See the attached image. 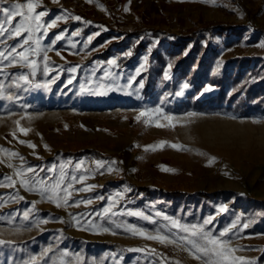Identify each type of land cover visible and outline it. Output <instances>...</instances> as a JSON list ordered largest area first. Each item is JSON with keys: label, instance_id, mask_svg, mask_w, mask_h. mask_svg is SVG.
<instances>
[{"label": "rangeland", "instance_id": "obj_1", "mask_svg": "<svg viewBox=\"0 0 264 264\" xmlns=\"http://www.w3.org/2000/svg\"><path fill=\"white\" fill-rule=\"evenodd\" d=\"M166 5L162 14L148 19L147 26L156 23L164 31L179 34L227 21L240 25L243 33L202 34L196 51L194 43L176 47L169 38L147 45L140 85L147 103L129 111L130 101H120V112L115 115L66 113L59 117L58 127L50 112L39 123H30L29 131L20 126L10 80L26 71L21 65L32 59L33 50L23 58L22 39L10 40L0 32V264H34L33 251L39 249L59 252L57 264H65L62 252L71 242L65 235L70 227L58 217L51 222L45 217L39 225L32 218L19 222L16 205L22 203L23 188L33 192L40 177L50 179L52 169L63 166L62 153L91 154L96 143L118 147L120 152L114 155L118 161L133 157L120 168L132 187L126 201L136 200L139 209L150 200L199 202L208 215L202 217L201 231L223 242V246L218 244L222 264H264V109L240 111L226 102L196 107L197 102L220 92L211 85L212 76H222L226 69L238 73L237 65H230L234 59L252 57L242 68L245 75L240 85L264 79V0H186ZM50 51L44 45L41 54ZM191 54L195 61L178 70L180 59ZM23 90L26 94L30 89ZM233 90L230 79L225 83L227 97ZM24 109L23 116L31 117L32 110ZM87 160L101 171L96 178L84 164L94 180L101 179L97 163L91 157ZM138 188L150 192L138 194ZM140 211L136 222L153 226ZM44 222L57 223V229L43 226Z\"/></svg>", "mask_w": 264, "mask_h": 264}, {"label": "crops", "instance_id": "obj_2", "mask_svg": "<svg viewBox=\"0 0 264 264\" xmlns=\"http://www.w3.org/2000/svg\"><path fill=\"white\" fill-rule=\"evenodd\" d=\"M169 1L186 0H4L0 8L8 7L16 14L6 18L0 12V32L10 40L22 39L23 58L33 50L32 59L22 62L26 71L10 80L14 84L10 97L15 99L14 112L20 116V126L29 131L30 123H39L48 112L58 127L59 117L66 113L85 117L115 115L120 112V101H130L129 111L147 103L140 87L145 73L143 54L148 52L147 45L160 40H150L128 65L121 67L122 58L130 59L131 48L115 45L124 36L116 30L110 13L129 27L142 25L164 31L156 23L147 26V21L162 14V7L166 8ZM106 21L113 28L100 24ZM44 45L51 47L48 55L41 54ZM110 47L112 54L104 57ZM22 76L27 79H21ZM25 87L30 89L26 94ZM26 106L32 110L31 117L23 116ZM119 150L96 143L91 154L62 153L64 164L52 169L50 179L40 177L33 192L25 188L20 191L22 203L16 205L17 220L25 222L32 218L39 225L45 217L49 222L58 217L70 227L65 235L71 237V242L62 252L65 264H222L218 259L222 250L218 244L210 243L217 236L201 231L202 217L206 219L208 215L202 212L199 202L150 200L139 209L136 200L126 201L132 187L123 179L120 168L131 163L133 157L127 155L118 161L114 155ZM90 157L103 172L99 180H94L84 165ZM138 191L145 196L150 192L148 188ZM140 210L153 226L136 222ZM42 225L50 229L58 226L47 222ZM158 236L165 240L149 238ZM109 243L121 247L110 248ZM175 246L187 250L186 259L168 256L166 248ZM58 253L35 250L33 263L57 264Z\"/></svg>", "mask_w": 264, "mask_h": 264}, {"label": "trees", "instance_id": "obj_3", "mask_svg": "<svg viewBox=\"0 0 264 264\" xmlns=\"http://www.w3.org/2000/svg\"><path fill=\"white\" fill-rule=\"evenodd\" d=\"M110 18L115 22L116 30L124 37L120 43L115 44L118 47H130L131 54L130 59L122 58L120 60V66L125 67L133 60L141 51L145 49L146 43L152 39H159L165 41L167 38L174 41L176 47H186L188 44H196L194 51L199 48L200 35H223L231 32L236 35L243 33L242 27L237 23L218 21L213 23H207L204 26L190 29L188 31L181 32L179 34L162 31L155 28H145L141 25H134L129 27L127 23L121 20L115 13H110ZM102 25H106L113 28L110 22H100ZM264 50V46L262 48ZM112 54L111 47L103 54L104 57ZM174 57V55H172ZM195 61L194 54L187 56L184 59H180L178 62V70H185ZM205 61V60H204ZM252 62L250 58H237L230 62L231 66L239 68L238 73L230 74L229 69H226L222 76H212L211 85L220 89L217 95H213L210 98L196 103L197 108L212 107L215 104L221 105L226 102L229 106H235L240 111H261L264 109V79L256 84L244 83L242 78L244 72L242 68L248 66ZM232 79L234 90L232 95L227 97L225 92V83ZM240 101V102H238ZM207 105V106H206ZM112 158V157H109ZM110 248H120L118 244L109 243Z\"/></svg>", "mask_w": 264, "mask_h": 264}, {"label": "snow or ice", "instance_id": "obj_4", "mask_svg": "<svg viewBox=\"0 0 264 264\" xmlns=\"http://www.w3.org/2000/svg\"><path fill=\"white\" fill-rule=\"evenodd\" d=\"M4 2V0H0V4H2ZM14 8H19L20 7V5H14L13 6ZM29 7L31 8L32 7V5L30 4L29 5ZM127 10V9H126ZM0 12H3L4 14H5V16H6V18L7 17H11V16H13V15H15L16 13L14 12V11H12L10 8H8V7H4V8H0ZM40 15H44V13H40ZM77 20H79V19H81L80 17H75ZM55 22H53V24H54ZM16 31H17V34H19V28L17 27V29H16ZM57 39H59V37H57ZM26 42V41H25ZM21 79H27L26 77H21ZM184 87L185 88H187L188 87V85L187 84H185L184 85ZM183 93L182 92H178L177 93V95H182ZM194 115V114H193ZM17 123H19V122H17ZM163 143V142H162ZM34 147V146H33ZM173 147H178V146H176V145H173ZM32 169H29V171H31ZM59 206V205H58ZM24 219L25 220H27L28 219V212L27 211H25L24 212ZM174 224H175V222H173ZM205 223H207V221L205 222ZM248 225L247 224H245L244 225V227H247ZM185 231H187V229H185ZM150 239H159L161 242H163L164 240H165V237H162V236H158V237H149ZM0 243H3V241H0ZM210 243H213V244H220L221 246H223V242H221V241H217V240H212V241H210ZM198 251H201V249H198ZM203 251H206V249H203ZM252 264H255V262H252Z\"/></svg>", "mask_w": 264, "mask_h": 264}, {"label": "built area", "instance_id": "obj_5", "mask_svg": "<svg viewBox=\"0 0 264 264\" xmlns=\"http://www.w3.org/2000/svg\"><path fill=\"white\" fill-rule=\"evenodd\" d=\"M239 1L241 3H244L246 0H239ZM85 164L89 168L90 171L95 173L96 178L101 176V171L97 168L96 164L92 160H87ZM166 251L169 257L180 256L183 259H186L187 257V250L183 247H179V248L168 247L166 248Z\"/></svg>", "mask_w": 264, "mask_h": 264}]
</instances>
